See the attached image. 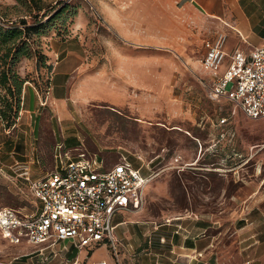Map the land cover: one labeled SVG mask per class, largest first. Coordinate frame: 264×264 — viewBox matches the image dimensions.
I'll return each mask as SVG.
<instances>
[{
	"label": "rangeland",
	"instance_id": "rangeland-1",
	"mask_svg": "<svg viewBox=\"0 0 264 264\" xmlns=\"http://www.w3.org/2000/svg\"><path fill=\"white\" fill-rule=\"evenodd\" d=\"M45 1L54 6L59 3V8L69 5L71 8L63 17L74 9L75 17L99 18L89 0ZM25 15L18 0H0V17L4 21H18ZM262 18L253 17L251 24L264 26ZM225 22L230 27L247 26L242 17H226ZM28 23L32 25L33 21L28 18ZM62 23L48 27L41 38L32 36L40 45L42 59L24 58L17 67L28 80L26 86L35 89L39 96L31 112H25L26 106L22 109L14 127L5 129L0 121V210L37 214L39 205L26 176L39 178L60 170L64 154H97L105 168L125 157L136 168L143 166V175L149 174L146 166L159 174L147 187L143 213L137 218L143 215L145 221L157 224L181 223L182 229L166 227L180 234H189L193 224L196 229L192 234L202 232L198 228H207L205 238L199 239L197 246H212L207 259L211 257L214 264H243L247 254L264 255V119L250 121L239 113L230 126H218L219 120L229 114V106L225 101L209 98V79L198 70V89L192 85L173 87L167 99L162 96L160 103H150L154 106L150 112L116 109L109 106L111 102L80 103L73 95L58 101L63 96L62 89H52L60 83L59 75L52 80L59 57L58 41L69 36L72 21L65 26ZM229 26L224 24L222 30L229 51L240 47L249 52L256 46L252 40L257 37H248L244 42ZM192 55L201 60L203 54ZM24 98L31 102L30 95L24 94ZM149 102L146 99L143 104L146 110ZM229 128L235 130L234 139L221 140L220 134ZM133 217L129 212H119L113 225ZM127 231L128 226L122 224L115 235H123L127 241ZM250 233L258 234L255 240L259 244L245 249L248 245L241 239ZM43 247L14 246L0 236V264H49L41 260L47 256ZM105 253L102 245L92 256Z\"/></svg>",
	"mask_w": 264,
	"mask_h": 264
},
{
	"label": "crops",
	"instance_id": "crops-1",
	"mask_svg": "<svg viewBox=\"0 0 264 264\" xmlns=\"http://www.w3.org/2000/svg\"><path fill=\"white\" fill-rule=\"evenodd\" d=\"M89 2L99 18L75 17L70 36L58 41L59 57L52 78L55 81L60 76L58 86H55L54 81L52 86L53 92L57 87L62 89L63 96L57 98L58 101L68 100L73 95L80 103L111 102V105H107L116 109L150 112L154 108L150 103H160L162 96L167 99L173 87L192 85L191 87L198 89L195 72L203 69L200 58L192 54L204 55L206 41L214 40L218 35L226 36L222 31L225 29L224 24L229 26L225 22L226 17H242L247 22L246 28H240L238 18L237 27L229 26L232 31L244 42H247L248 37H257L254 42L252 40L255 47L264 45V26L251 24L253 17L264 19V0ZM237 49L242 50L240 47ZM234 51L227 49L226 36L225 52L228 56L220 74L226 71L229 56ZM24 94L26 97L30 95V103L27 102L28 98H24ZM37 96L39 95L35 89L25 86L22 104L23 109L27 107L25 112H31L32 104L37 103ZM146 99L150 101L147 110L143 105ZM225 102L231 111L232 105ZM234 131L224 129L220 139L227 137L231 141L235 137ZM140 213L143 210L132 212L134 217L131 220L116 224V229L119 225H127V234L130 235L127 241L123 240V235L117 238L122 243L120 264H214L211 257L207 259L208 250L212 246L208 244L202 249L197 246V241L205 238L207 228H198L202 232L192 234L196 229L193 224L189 234H180L179 231L166 227L182 229L181 223L171 225V222H148L143 215L137 218ZM131 226L136 229V233L131 231ZM139 228L140 232L137 231ZM158 233L159 236H156ZM257 235L245 234L241 239L242 243L248 245L245 249L257 247ZM104 248V255L92 256L94 250L79 249L70 241L57 243L53 247L44 245L42 251L47 252V256L41 260L49 264H93L97 261L117 264L109 247ZM243 264H264V255L247 254L243 256Z\"/></svg>",
	"mask_w": 264,
	"mask_h": 264
},
{
	"label": "built area",
	"instance_id": "built-area-1",
	"mask_svg": "<svg viewBox=\"0 0 264 264\" xmlns=\"http://www.w3.org/2000/svg\"><path fill=\"white\" fill-rule=\"evenodd\" d=\"M226 36L218 35L204 43L200 63L208 74V96L211 100L232 105L229 116L218 126L233 123L242 113L250 121L264 119V45L250 53L235 50L225 64ZM65 158V159H64ZM61 169L39 178L26 176L30 192L39 207L37 214L22 215L10 208L0 210V235L14 246H55L70 241L75 247L98 249L108 246L119 262L122 243L115 235L113 219L119 212H139L145 205V190L158 176L152 171L142 174L123 157L105 168L97 154L86 152L75 156L64 154ZM142 164V157L137 158ZM93 264H108L97 261Z\"/></svg>",
	"mask_w": 264,
	"mask_h": 264
},
{
	"label": "trees",
	"instance_id": "trees-1",
	"mask_svg": "<svg viewBox=\"0 0 264 264\" xmlns=\"http://www.w3.org/2000/svg\"><path fill=\"white\" fill-rule=\"evenodd\" d=\"M18 3L26 12L25 18L6 22L0 17V121L5 129L16 125L23 109V92L28 80L19 74V63L24 58L42 59L40 45L32 36L41 38L54 23L63 21L65 26L69 21L73 22L77 15L73 9L68 16L63 17L71 8L69 5L59 8V3L54 6L45 0H18ZM28 18L33 21L32 25H29Z\"/></svg>",
	"mask_w": 264,
	"mask_h": 264
}]
</instances>
